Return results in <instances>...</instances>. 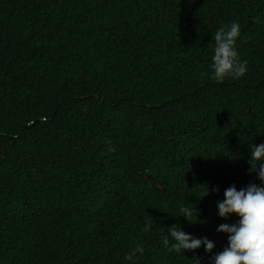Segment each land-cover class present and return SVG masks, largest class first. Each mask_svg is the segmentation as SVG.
I'll return each mask as SVG.
<instances>
[{
    "label": "trees",
    "instance_id": "16d2710c",
    "mask_svg": "<svg viewBox=\"0 0 264 264\" xmlns=\"http://www.w3.org/2000/svg\"><path fill=\"white\" fill-rule=\"evenodd\" d=\"M232 21L247 72L216 83ZM254 143L264 0H0V264H211ZM173 225L212 253L170 250Z\"/></svg>",
    "mask_w": 264,
    "mask_h": 264
},
{
    "label": "clouds",
    "instance_id": "9594fccd",
    "mask_svg": "<svg viewBox=\"0 0 264 264\" xmlns=\"http://www.w3.org/2000/svg\"><path fill=\"white\" fill-rule=\"evenodd\" d=\"M241 33L238 21L221 27L214 34V48L211 63L210 79L221 83L225 78L243 77L247 72V62L240 61L236 50V42ZM250 172L255 173L259 184L251 183L239 190L235 185L225 189L224 198L217 202L218 216L228 220L231 216L238 217L234 223H223L218 232L227 234V247L211 256V264H264V143L252 144L250 150ZM213 191H218L214 189ZM206 190L203 196H207ZM181 215L190 222L191 213L180 210ZM150 222L145 226V231ZM171 237L170 250L176 253L195 251L202 246L205 253H212L215 243L207 237L196 238L173 225L169 229ZM167 247L168 237L163 239ZM140 251V249H138ZM196 264H201L195 259Z\"/></svg>",
    "mask_w": 264,
    "mask_h": 264
}]
</instances>
